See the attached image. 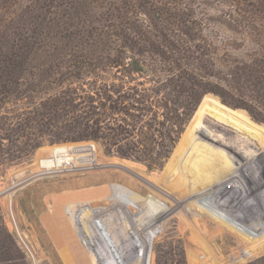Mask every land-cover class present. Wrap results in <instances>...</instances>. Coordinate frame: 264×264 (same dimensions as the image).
<instances>
[{
    "label": "rangeland",
    "instance_id": "1",
    "mask_svg": "<svg viewBox=\"0 0 264 264\" xmlns=\"http://www.w3.org/2000/svg\"><path fill=\"white\" fill-rule=\"evenodd\" d=\"M0 264H264V8L0 0Z\"/></svg>",
    "mask_w": 264,
    "mask_h": 264
},
{
    "label": "trees",
    "instance_id": "2",
    "mask_svg": "<svg viewBox=\"0 0 264 264\" xmlns=\"http://www.w3.org/2000/svg\"><path fill=\"white\" fill-rule=\"evenodd\" d=\"M246 5L250 8L255 10H258L260 7L261 9L264 8V0H246Z\"/></svg>",
    "mask_w": 264,
    "mask_h": 264
}]
</instances>
